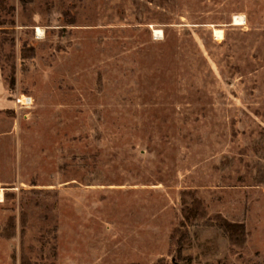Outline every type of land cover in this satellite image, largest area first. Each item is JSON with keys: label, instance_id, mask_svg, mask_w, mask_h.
Segmentation results:
<instances>
[{"label": "rangeland", "instance_id": "obj_1", "mask_svg": "<svg viewBox=\"0 0 264 264\" xmlns=\"http://www.w3.org/2000/svg\"><path fill=\"white\" fill-rule=\"evenodd\" d=\"M0 72V264H264V0H0Z\"/></svg>", "mask_w": 264, "mask_h": 264}, {"label": "trees", "instance_id": "obj_2", "mask_svg": "<svg viewBox=\"0 0 264 264\" xmlns=\"http://www.w3.org/2000/svg\"><path fill=\"white\" fill-rule=\"evenodd\" d=\"M10 86L14 85V77L13 75L9 79ZM13 87V86H12ZM218 226L221 227L225 233V235L229 238L230 242L239 248H241L245 242V230L244 226H227L224 221H218ZM237 227V228H236ZM178 243L181 242V239L177 240Z\"/></svg>", "mask_w": 264, "mask_h": 264}, {"label": "bare ground", "instance_id": "obj_3", "mask_svg": "<svg viewBox=\"0 0 264 264\" xmlns=\"http://www.w3.org/2000/svg\"><path fill=\"white\" fill-rule=\"evenodd\" d=\"M234 21H235V23H239V22H241L242 21V18L241 17H239V16H237V17H235V19H234ZM37 32H38V34H40L41 33V29L40 28H37ZM160 31H155V34H158ZM213 33H214V36L216 37V38H221L222 37V30H220V29H216V28H214L213 29ZM25 100H29L28 98H24ZM27 103V102H26ZM0 198H1V194H0Z\"/></svg>", "mask_w": 264, "mask_h": 264}, {"label": "crops", "instance_id": "obj_4", "mask_svg": "<svg viewBox=\"0 0 264 264\" xmlns=\"http://www.w3.org/2000/svg\"><path fill=\"white\" fill-rule=\"evenodd\" d=\"M0 77H1V72H0ZM5 91H6V89L3 85V83L1 82V78H0V105H2V106H6L5 105L6 101L4 100V98H5L4 92Z\"/></svg>", "mask_w": 264, "mask_h": 264}, {"label": "built area", "instance_id": "obj_5", "mask_svg": "<svg viewBox=\"0 0 264 264\" xmlns=\"http://www.w3.org/2000/svg\"><path fill=\"white\" fill-rule=\"evenodd\" d=\"M21 102H23L21 99H19Z\"/></svg>", "mask_w": 264, "mask_h": 264}]
</instances>
